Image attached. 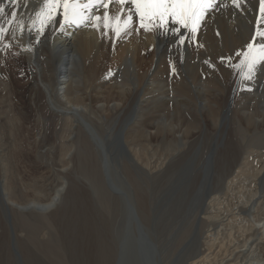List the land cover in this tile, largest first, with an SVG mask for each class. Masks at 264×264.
<instances>
[{
	"label": "bare ground",
	"instance_id": "6f19581e",
	"mask_svg": "<svg viewBox=\"0 0 264 264\" xmlns=\"http://www.w3.org/2000/svg\"><path fill=\"white\" fill-rule=\"evenodd\" d=\"M222 2L229 7H221L218 0L217 9L197 36L203 45L198 47L196 41L189 42L187 39L181 46L179 36L171 31L175 27L171 24L167 32L140 29L137 33L134 29L138 24L134 23L133 30L122 34V39H117L110 29L107 36L103 34L102 21L100 31L95 30L91 21L83 27L61 30V17L57 16L56 25L45 27L43 35H40L36 31L40 24L37 22L34 25L33 21L43 0H19V5L12 4L11 0H0L5 13L16 11L17 21H23L27 28L21 30L17 22L8 25L6 17H0V23L9 28L0 40V63H4L0 68V85L2 71L13 56L28 70L29 79L25 88L28 94L22 96L23 103L26 106L34 104L33 110L42 126L52 116L60 118L65 127V137L60 138V141L63 140L61 147L68 150L61 160L53 149L45 148L49 139L42 127V132L35 133V141L38 137L39 152L47 153L53 159L49 158L48 164L55 177V181L47 184L48 196L46 191H39L43 194L42 201L19 204L10 200L6 194L9 184L6 182L7 175L2 172L0 203L20 213L46 214L44 217L49 219L58 209V203L63 201L61 198L68 184L66 177L59 174L69 173L77 161L83 162L85 158L90 178L78 177L81 184L88 183L91 187L92 181L99 179V187L106 194L105 201L119 205L114 193L116 182L107 171L110 149L102 152L103 148L107 149L106 145L118 128V124L114 125L111 131L114 122L123 123L121 143L132 170L143 179L166 178L179 164L181 155L184 159L188 158L198 144L199 136L218 131L219 118L224 109L239 103V110L242 111L239 115L247 130L253 133L250 137L258 141L255 146L258 151L243 162L240 169L244 172H238L241 176L237 173L231 179L237 159L234 166L230 164L235 158L227 162L220 184L222 186L229 180L225 191L222 193L220 186V192L217 190L220 195L210 197L212 192H207L201 198V212L196 216V226L207 219L211 229L206 231L205 238L195 233L197 244L181 264H264L261 253L264 249V219L261 218L264 217V66L258 68L253 80L242 81L226 62H221L222 58L228 57H232L233 64L239 61L240 57H236L235 52L242 50L253 35L254 26L250 22L258 16L259 3L258 0H248L247 8L240 13L231 7L230 0ZM103 11L102 8L93 9L95 15L102 16ZM115 11H119L118 5ZM181 34L190 35L184 30ZM169 66H174L177 73L170 85L166 81ZM169 86L171 89H168ZM152 144L164 146L162 151H155L161 152L155 160L152 157L155 158L156 153L151 154L149 150ZM5 145H0V159L5 157L4 147H8L9 142ZM176 156L178 161L171 163L170 158ZM217 160L220 161V158ZM0 161L2 163L3 159ZM82 195L80 199L84 198ZM63 217L66 216L61 219ZM126 222H122L121 226ZM235 230L238 236L243 234L242 240L234 237ZM15 233L14 242L19 241ZM111 243L100 253L104 264H118L120 261L118 242L114 236Z\"/></svg>",
	"mask_w": 264,
	"mask_h": 264
},
{
	"label": "rangeland",
	"instance_id": "374dc122",
	"mask_svg": "<svg viewBox=\"0 0 264 264\" xmlns=\"http://www.w3.org/2000/svg\"><path fill=\"white\" fill-rule=\"evenodd\" d=\"M25 29L27 28L24 27L23 31ZM7 55H10V52H7ZM3 65L1 62L0 68ZM173 67L169 66L167 72L168 85L172 84L177 76V73L172 71ZM26 71L28 72L27 68L24 65L22 67L20 61L11 56L6 69L2 71L3 81L0 85V97L4 94V99L0 98V145L6 146L5 143L9 142L8 147H4L6 155L2 158L3 167L0 161V180L4 174L7 175L6 182L9 184L6 194L10 200L19 204L42 201L43 194L39 191H46L47 197V184L51 180L55 181L52 168L48 164L51 157L47 153L39 152L37 148L39 138L37 137L35 141V133L42 132L44 127L45 135L49 139L45 148L53 149L61 160L62 156L68 154V150L61 147L65 127L64 123L59 121L60 118L52 116L50 121L47 120L49 124L46 122L42 126L39 124L38 114L33 110L34 104L26 106L23 103L22 96L26 97L28 94L25 90L29 79ZM168 89H171V86ZM239 112H242L239 110V103L232 107L227 106L219 118L218 131L214 134L207 132L213 137L210 138L207 133L199 136V142L191 150L188 158L184 159V155H181L174 173H170L172 176L154 179H143L139 173L132 170L129 157L121 143L124 136L123 123L114 122L111 131L114 125L118 124V128L114 136L112 135L110 143L106 145L107 149L103 148L102 152L110 149L107 171H110L112 180L116 182L114 193L118 197L119 205L105 201L106 194L99 187L101 184L99 179L92 181L91 187L87 185L88 183L81 184L82 181L78 177L88 179L90 175L86 172L88 170L85 158L81 164L77 161L69 173L59 174L66 177L68 183L61 201L65 200L70 204L59 202L58 205H63H59L54 211L55 217L47 219L44 217L46 214L40 216L20 213L19 210L0 203V264H104L100 260L102 256L100 253L112 244L113 236L118 242L120 256L118 264H181L197 244L196 234L205 238L206 231L211 229L208 227L210 221L207 219L196 226L198 212H201V198L207 192L208 194L212 192L210 197H214L219 194L220 189L223 188L222 193L225 191L229 180L222 186L220 184L226 172L224 166L227 162L235 158L230 164L234 166L237 159L230 177L232 179L238 172H244L241 171V166L248 156L258 151V147L257 149L255 147L258 141L250 137L253 133L247 130ZM154 145L149 148L151 154L164 149V146ZM158 151L155 152L158 155L155 154L152 160L161 155ZM25 153L26 156L23 155ZM239 153L240 155L236 156ZM216 157L220 158V161ZM178 159L177 156L170 158V162H177ZM241 175L238 173V176ZM81 194L84 195L83 199H80ZM62 214L66 217L61 219ZM125 220L127 224L122 227ZM13 233L19 241H13ZM235 236L243 239V234L239 237L236 232ZM102 241H105L103 246ZM28 249L31 250L27 253ZM261 253L264 258V249ZM97 255H100V258Z\"/></svg>",
	"mask_w": 264,
	"mask_h": 264
},
{
	"label": "snow or ice",
	"instance_id": "6c2138e0",
	"mask_svg": "<svg viewBox=\"0 0 264 264\" xmlns=\"http://www.w3.org/2000/svg\"><path fill=\"white\" fill-rule=\"evenodd\" d=\"M12 4L19 5V0H11ZM221 7H229L219 0ZM231 7L243 13L247 8L248 0H230ZM259 10L255 21L250 23L254 26L250 41L242 50L235 52L240 57L235 64L232 57L222 58V63H227L239 78L244 81L254 79L260 66H264V0H258ZM119 11H115L116 6ZM218 0H43V4L36 12V20L40 27L36 31L43 35L45 27L54 26L57 16L61 17L59 27L65 30L70 27H83L88 22L93 23L96 31H100L101 21L105 36L110 29L117 39H122V34L133 30V24H138L134 30L139 33L140 29L145 32L153 30L168 31L169 24L175 26L171 29L179 36L178 43L183 46L186 39L189 42L196 41L198 47H203L197 40V36L206 26V21L217 9ZM104 9L103 15H95L93 9ZM0 17H6L8 25L17 22L21 30L24 28L23 21H17V12L5 13V8L0 6ZM134 17L136 20L134 21ZM189 33V36L181 34V31ZM9 28L0 23V40H3ZM219 35V33H218ZM259 38V42H258ZM7 47V45H5ZM175 73V67L172 68Z\"/></svg>",
	"mask_w": 264,
	"mask_h": 264
}]
</instances>
